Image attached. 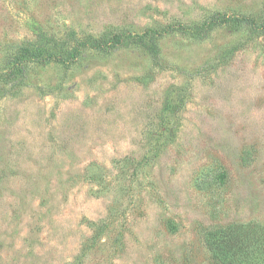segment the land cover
Wrapping results in <instances>:
<instances>
[{"label":"rangeland","instance_id":"374dc122","mask_svg":"<svg viewBox=\"0 0 264 264\" xmlns=\"http://www.w3.org/2000/svg\"><path fill=\"white\" fill-rule=\"evenodd\" d=\"M248 220L264 0H0V264H207L204 229Z\"/></svg>","mask_w":264,"mask_h":264},{"label":"trees","instance_id":"16d2710c","mask_svg":"<svg viewBox=\"0 0 264 264\" xmlns=\"http://www.w3.org/2000/svg\"><path fill=\"white\" fill-rule=\"evenodd\" d=\"M235 20H244L234 18ZM251 19H246V21ZM244 20V22H246ZM229 24L234 22L231 17L222 13H217L210 22H204L201 25H182L184 33L206 32L210 29L212 23ZM243 22V21H242ZM162 31L154 28H148L142 33L136 34L139 41L145 48L155 49V39L162 35ZM120 36L116 35L110 41L105 40V36L86 41V44L95 48H105L109 44L119 42ZM33 47V46H31ZM26 51L31 58L36 60H49L52 54L46 55L38 49L29 47L21 48ZM205 249L209 256L207 264H264V222L257 220L231 221L225 225L206 228L202 233Z\"/></svg>","mask_w":264,"mask_h":264}]
</instances>
